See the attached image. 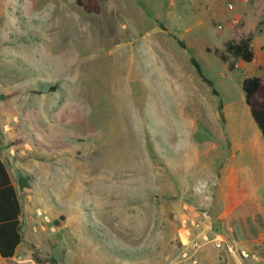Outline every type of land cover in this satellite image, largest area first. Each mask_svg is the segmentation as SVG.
<instances>
[{"label":"rangeland","instance_id":"1","mask_svg":"<svg viewBox=\"0 0 264 264\" xmlns=\"http://www.w3.org/2000/svg\"><path fill=\"white\" fill-rule=\"evenodd\" d=\"M103 2L95 15L0 0V122L31 264H194L182 254L203 210L223 233L220 264H264V139L242 88L264 79V0ZM243 30L255 59L231 70L215 50ZM238 192L250 199L224 226Z\"/></svg>","mask_w":264,"mask_h":264},{"label":"trees","instance_id":"2","mask_svg":"<svg viewBox=\"0 0 264 264\" xmlns=\"http://www.w3.org/2000/svg\"><path fill=\"white\" fill-rule=\"evenodd\" d=\"M76 4L86 14L100 15L104 9L103 0H75ZM163 30L166 31L164 27ZM178 45L186 49V44L173 34H170ZM252 36H245L239 40H229L224 44L222 51L215 50L216 56L225 63L242 61L251 63L255 59V51L252 45ZM192 65L199 77L211 89L215 96H219L214 83L203 74L200 64L195 58L191 59ZM230 69L234 68V63H230ZM245 94V102L258 125L264 139V79L260 76L246 77L242 82ZM58 86L50 88L51 92L58 90ZM220 116L224 119L223 103L220 100ZM22 204L18 192L12 183L6 165L0 158V258L10 259L16 254L17 248L23 241L22 225Z\"/></svg>","mask_w":264,"mask_h":264},{"label":"crops","instance_id":"3","mask_svg":"<svg viewBox=\"0 0 264 264\" xmlns=\"http://www.w3.org/2000/svg\"><path fill=\"white\" fill-rule=\"evenodd\" d=\"M75 3H76V1H75ZM249 27H250V25H248V28ZM247 30H249V29H247ZM247 32L248 31H246V30L240 31L241 37L239 39H241L242 37L251 35V34L246 35ZM167 33L169 34V36H170V34H172V32H169L168 29H167ZM244 33H245V35H242ZM239 39H235V40H239ZM252 45L254 48L255 43L253 42ZM216 50H219V49H216ZM7 56H8V54H5V57H7ZM6 81H7V83L8 82L14 83L11 80H9V81L6 80ZM14 87L19 88V89L23 87L24 90H26V88H27L26 85H24V86L16 85ZM10 128H11L10 125H5L2 121L0 122V158L4 162V164L6 165L7 170L10 174V177H11L12 183L14 184V186L18 192V196L20 197L19 188L17 186V181L20 180L19 182L22 183V177H20L21 173L18 174V171H21V168H18V166L15 165L11 160L12 157L10 156V154L13 155V151L10 149V146H11V140L14 137V135L9 130ZM229 180L231 181V183H233V178L229 177ZM205 199L207 200V201H205V206L210 209V204L212 203V200H214V199H212L211 197H205ZM231 199L233 200V202H231V203H233L234 206L230 207V210L223 217H219V218H221L220 220H224L223 221L224 226L226 224L225 223L226 216L228 214H231L238 207L245 205V203L247 202L248 199H250V197H241V193L238 192L237 194L235 193V197H231ZM20 202H21V200H20ZM22 209H23V207H22ZM196 215H197V219H196L197 225L192 228V232L194 233L195 230L198 231L197 238L199 240L205 234L209 235L212 238L211 242L203 245L200 253L198 254V258L200 259L201 264H220V262L223 261V259H221V256H222L221 249L222 248L218 247L216 245L215 240L221 238V235L223 233L221 231H217V229H216L218 219L214 216L215 214L213 213V211H210V210H203L202 212H197ZM20 221H21V225L23 226V212H22V216L20 218ZM22 231H23V228H22ZM185 232H186L185 234L189 233L188 230H185ZM22 234H23V232H22ZM187 237H188V235H184V238H187ZM223 245H225V242L223 243ZM228 245H231V247L233 246L231 243ZM31 263H32V261L30 258V253H29L28 247L25 245L24 236H23V241L20 244V246L17 248L16 254L13 258H10V259L0 258V264H31ZM230 263H231V261H229V264Z\"/></svg>","mask_w":264,"mask_h":264},{"label":"built area","instance_id":"4","mask_svg":"<svg viewBox=\"0 0 264 264\" xmlns=\"http://www.w3.org/2000/svg\"><path fill=\"white\" fill-rule=\"evenodd\" d=\"M38 214L41 215V212H38ZM46 219H47V217H46ZM211 241H212V238L209 235H207V234L203 235L200 240L197 239V240L191 242L189 247H187L183 251L182 257L184 259H191V260H193L194 264H197L198 263V254L200 253L203 245L206 243H209ZM215 242H216V245L218 247H222V244L224 241L222 238H219V239H216ZM229 247L231 248V245H229ZM230 251H232V250H230ZM242 254L245 257H248V254L246 253V251H242Z\"/></svg>","mask_w":264,"mask_h":264}]
</instances>
